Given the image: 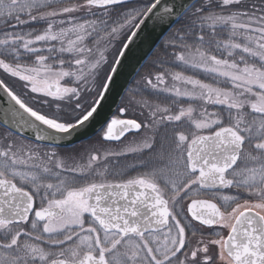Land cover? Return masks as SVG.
<instances>
[{
	"label": "snow or ice",
	"instance_id": "snow-or-ice-1",
	"mask_svg": "<svg viewBox=\"0 0 264 264\" xmlns=\"http://www.w3.org/2000/svg\"><path fill=\"white\" fill-rule=\"evenodd\" d=\"M93 9L115 14L114 26L77 18L94 15ZM149 21L168 29L163 55L157 56L161 69L179 62L217 80L213 85L160 70L142 77L145 90L222 106L225 114L201 109L194 118L191 105L173 113L169 106L130 97L117 112L139 105L146 114L140 111L139 120L106 117L97 132L102 140L142 133L127 151L143 153L154 149L161 127L182 118L196 131L165 132L162 139H170L174 149L159 160L164 166L120 182L78 184L62 176L90 174L100 159L95 144L85 164L68 169L56 151L41 153L5 134L0 264H264V0H82L67 6L63 0H0V69L23 82L17 92L0 79L3 122L50 145L87 134L126 50ZM34 24L43 27L24 30ZM126 28L133 30L105 69L108 45ZM169 75L173 86L161 87ZM232 187L255 202L241 204L238 196L217 192ZM203 191L213 199H191L189 218L183 201ZM217 198L220 205L213 202ZM194 221L227 229V235L205 239L201 232L192 246L189 236L201 231Z\"/></svg>",
	"mask_w": 264,
	"mask_h": 264
},
{
	"label": "trees",
	"instance_id": "trees-1",
	"mask_svg": "<svg viewBox=\"0 0 264 264\" xmlns=\"http://www.w3.org/2000/svg\"><path fill=\"white\" fill-rule=\"evenodd\" d=\"M74 2H82V0H63V3L65 6L71 3H74ZM93 12H94V15H89L86 13L85 14L77 13L76 15H77V18L82 17L83 19H89V20L91 19L108 20L109 27L114 26L115 22L117 21L115 14H113L110 17L104 16L102 9H93ZM22 18L26 19V17H22ZM176 26L178 25H175V27ZM29 27L41 28L43 27V25L34 24L31 26H26L24 30L28 31ZM132 30L133 29L131 28L124 29L121 35H119L116 39L112 40L111 44L108 45V50L105 53L108 59V65H105V69L111 66L113 64V61L118 57L119 51L121 50L123 43L126 42V36L130 35ZM223 38H226V37H223ZM166 39H167V36L163 39V41L160 43L158 48L155 50L151 58L146 62V64L144 65V67L139 72L138 76L136 77V79L133 81L129 91L126 93V95L123 98L121 107L128 104L130 97L135 96L136 100L144 99V100H147L149 103H157V104H160L161 106H169L173 113L178 112L181 106L187 108L189 105H191L195 110L193 113L194 118L199 117V112L201 111V109H206L207 111L219 112L223 116L226 110L222 106H216L212 104L207 105L203 101H193L187 98L175 97L173 95H170L169 93L153 91L151 89L145 90L142 77L150 73L154 74L160 70H167L168 72L181 71L185 75L193 76L194 78L200 79L201 81L205 83H210L213 85L216 84L217 78L215 76L207 72H204L202 70L196 69V68H185L179 62L166 63L164 65V68L161 69L159 67V61H157V56L163 55L161 51V45L164 44ZM94 40H95V34H93V39L87 42L89 47L93 46ZM37 46H40V45H37ZM169 51H171V49H169ZM26 62L31 63V60H27ZM0 78L4 79L17 92L21 91V84L23 82L19 81L18 78L9 76L8 74L4 73L2 69H0ZM220 79L222 80L223 78H220ZM165 81L171 82L172 81L171 76L170 75L167 76ZM98 84H99V81H98ZM219 86L231 88V84H227V83H221ZM140 111H145V114H146V110L141 109L139 105H135L132 109H130L126 113V116L136 118L138 120L142 119L143 117L139 116ZM245 111L250 112L249 108L246 109ZM225 124H227V121H225ZM173 129L183 130L186 133L196 131L194 126L191 125L189 121L182 118L181 122L170 124L167 126V128L161 127L160 133L157 135V141H156L155 147L151 152L146 150L143 153L136 152V153L124 154L123 157L119 159L118 165L116 164L115 158H109V167H108L107 174L104 173V159H103L104 157H102V155H104L103 154L104 152L102 154L99 153L100 159H98L96 163L93 165V169L91 173L90 174L89 173L81 174V172L76 173L75 180L77 181L78 184H84V183L91 182V181H96V182L119 181L120 182V181L127 180L129 178L137 176L136 174L137 172L139 174H143L144 172L151 171L153 168H162L164 165L162 163H159V160L161 158L166 160L167 155L171 153L172 150L174 149L173 142L170 139L164 140L162 139V137L164 136L165 132H167L168 136H171ZM5 134H12L13 138L18 143L31 144L34 147H37L40 152H50L54 150L60 154V157L67 164H69V162L76 163V165H80L81 163L85 164L87 162L86 159L89 156V148L93 144L100 147L101 151H104V140H102L98 136H95L91 140L84 142L80 145H76L72 148H55V147L35 144L24 138H21L20 136H17L16 134L9 132L8 130L0 126V138H2ZM1 140L2 139H0V142ZM29 163L32 164V163H39V162L33 160V161H30ZM98 172H103L104 176L102 177L98 176L97 175ZM241 191L244 192L241 189L234 188L228 192L230 194L243 195ZM244 199H245L244 197H241L239 198V201L244 200ZM39 203L40 201L38 198L37 205H39ZM183 212L185 215H187L185 211ZM197 227L199 226L197 225ZM189 238L190 240H192L191 236H189Z\"/></svg>",
	"mask_w": 264,
	"mask_h": 264
},
{
	"label": "water",
	"instance_id": "water-1",
	"mask_svg": "<svg viewBox=\"0 0 264 264\" xmlns=\"http://www.w3.org/2000/svg\"><path fill=\"white\" fill-rule=\"evenodd\" d=\"M174 26L175 25H173V27ZM167 32H168L167 28L159 27V26L155 28L152 27L151 21H149L144 27H142L138 36L134 39L130 47L126 50L125 56L123 57L120 65L117 68L114 81L111 84L110 89L105 99L102 102V106L100 108V115L97 117V123L94 124L93 127L89 129L87 134L78 136L73 140H71V142L65 141L57 145H50L47 142L37 141L34 137V134L31 131H21L17 129L10 122L7 124L4 123L3 122L4 115L2 112H0V125L12 131L13 133L18 134L34 142L40 144H46L50 146H57V147H71L84 140H88L94 137L95 135H97L100 125L103 123L104 119L106 117H110L116 114L117 109L119 108L120 103L123 99V96L130 88L137 74L140 72V70L144 67L146 62L153 55V53L160 45L162 40L167 36ZM2 95L3 93L0 92V96ZM5 99L7 98L5 97ZM223 189H227V188H219L218 190H223ZM189 215L191 216L190 213Z\"/></svg>",
	"mask_w": 264,
	"mask_h": 264
},
{
	"label": "flooded vegetation",
	"instance_id": "flooded-vegetation-1",
	"mask_svg": "<svg viewBox=\"0 0 264 264\" xmlns=\"http://www.w3.org/2000/svg\"><path fill=\"white\" fill-rule=\"evenodd\" d=\"M141 136H142V133L141 134H135L133 136H129L126 140H124L126 137L124 139L113 140V141H105L104 140V153L105 152H108V153H119V154H116V155H107V156L104 155V173L105 174L108 173L109 158H115L116 159V164L118 165L119 164V159L122 158L124 154H126L125 152H123L124 151L123 149L127 145L126 143L133 137L134 138L135 137H139L140 138ZM41 153H43V152H41ZM59 156H60V154H59ZM74 164L75 163H72V162H69V164L64 162L65 168H68V169L74 168ZM49 167H52V165H49ZM57 171H59V170H57ZM61 174H62V176H66V177H69L70 179H74L75 180L76 172L64 171ZM136 174L140 175L138 172ZM161 179L163 180V177ZM48 180H50L53 183L56 182L54 178H48ZM45 182H48V181L46 180ZM115 182H119V181H115ZM38 198L39 197L36 198V203H38ZM245 200H249L252 203L255 202V199H252L251 197H248Z\"/></svg>",
	"mask_w": 264,
	"mask_h": 264
},
{
	"label": "rangeland",
	"instance_id": "rangeland-1",
	"mask_svg": "<svg viewBox=\"0 0 264 264\" xmlns=\"http://www.w3.org/2000/svg\"><path fill=\"white\" fill-rule=\"evenodd\" d=\"M66 17H60L59 19H65ZM169 87V88H171L172 86H173V81H171V82H166L165 81V85H163L162 87ZM178 86H182V85H178ZM189 88H191V86L189 85L188 86ZM206 104V103H205ZM207 105H210V104H207ZM216 106H218V105H216ZM249 110L251 111V109L249 108ZM208 112H214V111H208ZM198 118H200V116L198 117ZM142 138V136L139 138V137H133V138H131L126 144V146H125V148L123 149L124 151L123 152H125L126 154H129V153H132V152H128L127 151V148L128 147H131V146H134L135 145V143H137V142H139V140ZM1 142H2V140H1ZM104 151H100V153L102 154ZM104 154V153H103ZM88 159V158H87ZM87 159H86V161H87ZM82 164V163H81ZM77 167V165H76V163L74 164V168H76ZM76 173H80V171L79 170H77L76 171ZM242 190V189H241ZM228 192V191H227ZM227 192H225V193H221L220 195H230V196H238L239 198H241V197H244V198H246V197H249V195L247 194V193H245V192H242L241 191V193L243 194V195H239V194H230L229 192L227 193ZM200 195V196H199ZM199 195H196V196H193V197H205L204 195H201V194H199ZM208 197H211V198H213L212 197V195H210V196H208ZM252 199H255V197H251ZM190 199H193L192 197H190V198H188V199H186V200H184L183 201V204H182V206L183 207H186V205H187V202L190 200ZM218 199V198H217ZM238 202H239V200H238ZM241 204H243L244 202H240ZM234 205V204H233ZM232 205V207H234ZM182 207V208H183ZM230 208V207H229ZM242 210V209H241ZM201 231H198L197 232V236L195 237V238H192V240H191V243H192V246H195V240L196 239H199L200 238V235H201V232H202V234H203V237L205 238V239H208V237L210 238V237H214V236H216V233L217 232H222V230H218V231H210V232H208L209 234H207L206 235V233H205V230L203 229V228H200V227H198ZM214 238H216V237H214ZM213 251H216V249L214 250V248H213ZM217 264H219V261H217Z\"/></svg>",
	"mask_w": 264,
	"mask_h": 264
},
{
	"label": "bare ground",
	"instance_id": "bare-ground-1",
	"mask_svg": "<svg viewBox=\"0 0 264 264\" xmlns=\"http://www.w3.org/2000/svg\"><path fill=\"white\" fill-rule=\"evenodd\" d=\"M139 74V73H138ZM138 74H137V76H138ZM125 96V95H124ZM124 96H123V98H124ZM127 117V119H132V117H128V116H126ZM2 126V125H1ZM3 127V126H2ZM3 128H5V127H3ZM6 130H8L7 128H5ZM9 132H11V133H13L12 131H10V130H8ZM14 134V133H13ZM92 138H90V139H88V140H84V141H82V142H80V143H78V145H80V144H82V143H84V142H87V141H89V140H91ZM102 157H104V155H102ZM104 159V158H103Z\"/></svg>",
	"mask_w": 264,
	"mask_h": 264
}]
</instances>
